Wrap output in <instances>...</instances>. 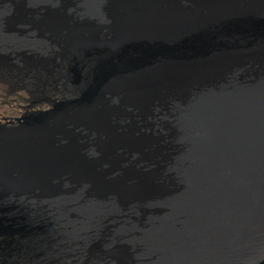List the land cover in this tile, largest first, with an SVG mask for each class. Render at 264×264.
I'll return each instance as SVG.
<instances>
[{"label":"water","instance_id":"water-1","mask_svg":"<svg viewBox=\"0 0 264 264\" xmlns=\"http://www.w3.org/2000/svg\"><path fill=\"white\" fill-rule=\"evenodd\" d=\"M3 75L52 98L0 123V264L87 185L156 227L120 264H211L218 194L263 213L264 0H0Z\"/></svg>","mask_w":264,"mask_h":264},{"label":"bare ground","instance_id":"bare-ground-1","mask_svg":"<svg viewBox=\"0 0 264 264\" xmlns=\"http://www.w3.org/2000/svg\"><path fill=\"white\" fill-rule=\"evenodd\" d=\"M80 195H83L84 198H81ZM218 197L223 201H227L228 207L221 211L212 210V213L208 218L198 219V225L195 226V233L189 235L190 242L196 243L197 245L198 242L203 244L202 249L207 257H204L202 261H205L206 263L220 264L226 262L227 264H251L252 262L257 261L259 259L258 256L257 260L254 259L249 263H247V260H244L245 257H247L246 246L249 244L247 239L254 234L257 239H259V243L262 242L259 244L261 247L258 245V241L255 242L254 240L252 243L259 247V251L261 249V254H264V240H261L264 239V211L262 213L261 207H255L252 209L250 205V196H248L247 199H240L237 197V194L232 191V195L218 194ZM66 198L68 199L66 200ZM79 199L82 200L80 203L85 207L82 216L72 214L70 212L71 210H68L67 208L70 203ZM91 201H95V205L90 203ZM61 202L63 203L61 207H58V212L51 216L54 220L63 219V221L55 224L52 223V226L47 227L44 231L36 232L31 235V237H38L39 239L48 237L45 238L46 242L42 239L41 242H43V248L50 251L49 253L47 252L50 257L53 254L55 255L59 253L66 256V253L70 252L69 256L77 259L72 261V263L78 264L79 258L85 257L84 253L91 239H94L101 234L103 240L97 242L96 248L93 246L90 247V250H95L94 252H96V255L89 253L86 255L88 256L86 258L87 261L89 262L92 259V262H89L90 264H120L117 260L116 254L121 253V249L126 248L129 249L131 253L137 254L136 248L139 245L141 238L147 233L156 231V227L153 228V225L150 229L143 226L141 220L144 217L141 214V210L136 207L133 202L121 205L113 195H110L107 198L98 196L88 185L84 191L79 194H74L73 196L68 195ZM18 212L23 215L20 208L18 209ZM111 212L115 217L112 216ZM116 213H118V216H116ZM109 214H111V217ZM33 215L34 212H31L27 224L31 222ZM68 215L70 216V219H67L69 217ZM107 218L111 221H114L115 219L124 220L123 222L127 226V229L119 228L118 231L117 226L123 224L118 223L117 226H108L107 234L101 232V225ZM74 219H77L75 223L73 222ZM172 224L173 222L171 220L164 219V222L157 227L165 231L169 227H172ZM132 231L135 236L132 234ZM118 236L125 241L122 248L113 247L118 241ZM19 239L25 240L21 237ZM29 240L30 238L26 240V243ZM16 243L11 244L13 250L11 249L10 251L11 257L9 258V264H17L14 261L20 258L19 255L22 249L25 247L31 249L37 244L35 241H31L27 246L14 248ZM148 243L150 246L156 244L151 238L148 239ZM157 243V246L161 244V242ZM92 244H94V242ZM57 247H60L61 251L57 250ZM118 250L119 252H117ZM114 252L116 253L114 254ZM183 253L186 255L187 251H184ZM69 256L67 255L66 257Z\"/></svg>","mask_w":264,"mask_h":264},{"label":"rangeland","instance_id":"rangeland-1","mask_svg":"<svg viewBox=\"0 0 264 264\" xmlns=\"http://www.w3.org/2000/svg\"><path fill=\"white\" fill-rule=\"evenodd\" d=\"M2 77L0 78V79H2V81H0V84H2L5 88H7V93H5L6 94L5 96H7V97H5V98H1L0 97V114L3 115V116H9L11 118H13V117L19 118L22 114H24L25 111H23L22 110L23 108H21V107L24 106L27 103H26V101H23V100H20L19 98H17L18 95L20 97H22L23 99H26V98L30 99V94L28 92H31V93L35 94L36 100H38V99L41 100L42 98L47 97V96L52 97V96H50L48 94H41V93H39L37 91H34V90L30 89V88H27V86H25V85L23 86V88L19 89L20 86L22 85V82L15 81V80H12V79H8V77L5 76V75H3ZM19 84H21V85H19ZM14 86L16 87V89H13ZM34 89H36V88H34ZM15 90H17V91H15ZM25 92H27V93H25ZM56 96L60 97V95H56ZM39 104H40L39 106H35V107H32V108H29L26 111H29V110H32V111L45 110V109H47V107H49L48 104L45 103V102H42V103H39ZM80 197L84 198L83 195H80ZM67 199L68 198H66V200ZM80 202H82L81 199L74 200L69 205L67 204L68 205L67 206L68 210H71L70 212L72 214L76 215V216H82L83 212L85 211L84 205H82ZM90 203H93V205H95V201H91ZM57 212H58V210H56V213ZM109 216L111 217V214H109ZM112 216H114L113 213H112ZM116 216H118V213H116ZM67 219H70V216ZM61 221H63V219L62 220H57V219L54 220V219H52L51 223L55 224V223L61 222ZM76 221H77V219L73 220L74 223ZM123 221L124 220H120V219H115L114 221H111L109 218H107V219H105L104 223L101 225L102 226L100 228L101 232H104L105 234H107V231H108V228L110 227V225L117 226L118 223L119 224L123 223L122 225L117 226L118 231H119V228L127 229V226L125 225V223ZM31 223L32 222H29V224H31ZM34 224H36V223H33L32 226ZM132 234L134 235V232ZM29 238H30V240L26 243V240L29 239ZM29 238H25V240H20V239H19V241L17 240L18 242L16 243V246H14V248H20V246H27V245H29L31 243V241L32 242L35 241L37 243L31 249H27L26 247L24 249H22V251L20 252V255H19L20 258L17 259L16 261H14L17 264H73L72 261L77 260L75 257L69 256L70 252L66 253L69 257H66L67 255L66 256L62 255L61 253L55 254V255L53 254L50 257L48 255V253L50 251L48 249L43 248V246H42L43 242H41L42 240H44L46 242L45 238H48V237H43L44 239L41 238L42 240L39 239L38 237H29ZM99 240H103V236L101 234L98 235L96 238L91 239V241L88 243V245L86 247V251L84 253V255H85L84 258L85 259L84 258H79L78 264H88L89 262H92V259L89 262L87 261L86 258L88 256H86V255H88L89 253H93V255H96L95 254L96 252H94L95 250H90V247L93 246L94 248H96V244H97V242ZM254 240H255V242L258 241L257 242L258 245L261 243V242L259 243V239H257L255 234L247 239L249 244H248V246H246L247 257H245V260H244V261L247 260V263H249L250 261H252L254 259L257 260V256L259 258L258 260H261L264 257V254H261V249L259 251L258 250L259 247L253 245L252 242H254ZM93 242H94V244H92ZM124 244H125V241L123 239H120L119 236H118V241L113 245V247L114 248H116V247L117 248H120V247L122 248V246ZM110 248H111V246H110ZM56 249L61 251L60 247L59 248L57 247ZM31 255H33V256L31 257ZM41 256H44V257H41Z\"/></svg>","mask_w":264,"mask_h":264},{"label":"flooded vegetation","instance_id":"flooded-vegetation-1","mask_svg":"<svg viewBox=\"0 0 264 264\" xmlns=\"http://www.w3.org/2000/svg\"><path fill=\"white\" fill-rule=\"evenodd\" d=\"M0 81H2V79H0ZM9 82V81H8ZM5 84V83H4ZM13 84V83H12ZM15 84V83H14ZM19 85H21V84H19ZM23 84L20 86V88L19 89H21V88H23ZM13 89H16V87L14 86V88ZM15 91H17V90H15ZM5 93H7V88H5L2 84H0V97L1 98H5V97H7V96H5L6 94ZM25 93H27V92H25ZM29 94H30V99H28V98H26V99H23L22 97H20L19 95L17 96V98H19L20 100H23V101H26V103L27 104H25L24 106H22L21 108H23L22 110L23 111H25L24 113H26V112H31L32 110H29V111H26L27 109H29V108H32V107H35V106H39L40 104L38 103V101L40 100V99H38V100H36V97H35V94H33V93H31V92H28ZM45 98H49V96H47V97H45ZM50 98H52V97H50ZM54 99H58V96H54L53 97ZM37 102V103H36ZM16 117H13V118H11V117H9V116H3V115H1L0 114V123H7V122H9V121H11V120H14Z\"/></svg>","mask_w":264,"mask_h":264}]
</instances>
